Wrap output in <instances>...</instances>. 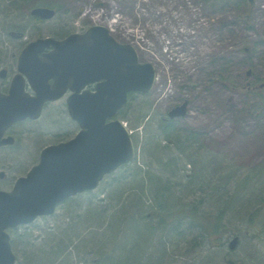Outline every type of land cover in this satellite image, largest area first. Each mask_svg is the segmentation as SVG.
Segmentation results:
<instances>
[{"label": "rangeland", "instance_id": "1", "mask_svg": "<svg viewBox=\"0 0 264 264\" xmlns=\"http://www.w3.org/2000/svg\"><path fill=\"white\" fill-rule=\"evenodd\" d=\"M50 3L55 4V17L35 22L30 9ZM112 20L117 23L114 29L109 26ZM95 24L108 27L116 40L130 43L140 61L152 63L156 70L151 90L136 93L126 105L132 121L125 122L132 131L137 162H141L144 141L151 136L164 144L158 122L183 100L188 101L187 113L174 123L182 131L195 132L198 143L189 152L202 168L210 164L212 170L225 173L234 169L231 181L235 184L264 160V88L259 90L263 100L246 90L264 82V0H0V59L10 63L14 54L39 36L62 37ZM144 114L149 116L140 124L137 119ZM78 129L64 98L48 103L40 118L15 125L14 145L0 147V171L5 172L0 188L10 189L18 176L38 162L43 147L72 138ZM170 155L178 156L179 166L186 163L173 146ZM191 171L187 163L181 173ZM113 174L102 180L98 197L105 194L102 190ZM263 180L264 174L260 181L238 187L235 201H230L236 210L224 218L228 231L221 234V244L212 246L204 236L191 242L190 236L180 242L181 247L169 245L161 264H264V202L259 198L264 191L254 186ZM202 194L195 192L191 197ZM70 205L60 204L54 214L9 230L17 260L29 238L40 241L63 226L72 211L77 212L78 207ZM257 206L258 213L248 218ZM235 235L239 242L231 250L227 243Z\"/></svg>", "mask_w": 264, "mask_h": 264}, {"label": "water", "instance_id": "2", "mask_svg": "<svg viewBox=\"0 0 264 264\" xmlns=\"http://www.w3.org/2000/svg\"><path fill=\"white\" fill-rule=\"evenodd\" d=\"M30 12L39 19L55 14L53 8L43 6ZM17 68L35 96L24 92L22 74L13 78L8 93L0 91V145L13 142L12 136L2 138L13 122L37 118L46 101L67 89L72 91L66 99L68 113L80 130L67 141L46 146L40 161L11 190H0V264H15L16 260L8 228L54 213L58 202L96 189L107 173L132 160L131 132L121 120L107 119L124 106L129 92L148 93L155 80L153 64L140 62L130 44L116 41L102 25L61 40L49 36L30 41L19 54ZM93 83L92 90L84 89ZM187 105L184 100L172 106L167 116H185ZM237 243L234 236L228 247L234 249Z\"/></svg>", "mask_w": 264, "mask_h": 264}, {"label": "trees", "instance_id": "3", "mask_svg": "<svg viewBox=\"0 0 264 264\" xmlns=\"http://www.w3.org/2000/svg\"><path fill=\"white\" fill-rule=\"evenodd\" d=\"M45 6L55 8L51 3ZM254 86L246 90L262 99ZM135 95L129 94V103ZM126 114L125 106L118 115L132 121ZM133 114L137 115L138 110ZM147 115L139 116L138 122L142 124ZM158 130L163 145L152 136L144 141L141 162L134 159L108 177L102 197L96 190L66 200L64 203H70L71 208L78 207L77 212L72 211L63 226L47 232L40 241L29 238L17 264H161L168 256L169 245L181 247L180 242H187L190 236L191 242L204 236L212 246L221 244V234L228 231L224 218L235 208L231 203L234 194L239 193V186L260 181L264 160L233 184L234 169L225 173L212 170L210 164L202 168L196 155L189 152L198 143L195 132L178 129L174 119L166 116L159 120ZM172 146L184 156L186 163L182 166L178 156L170 155ZM187 163L192 171L182 174ZM196 165L202 171H195ZM254 186L264 191V180L262 185ZM199 191L203 194L191 197ZM259 198L264 202V196ZM258 210L259 206L249 211L248 218ZM191 228L197 232H191Z\"/></svg>", "mask_w": 264, "mask_h": 264}, {"label": "flooded vegetation", "instance_id": "4", "mask_svg": "<svg viewBox=\"0 0 264 264\" xmlns=\"http://www.w3.org/2000/svg\"><path fill=\"white\" fill-rule=\"evenodd\" d=\"M13 36H17V37H20L22 36V33L21 32H13L11 33ZM17 34V35H16ZM65 37V36H63ZM61 37V38H63ZM25 46V45H24ZM23 46V47H24ZM23 47L19 50L21 52V50L23 49ZM20 52L18 53V55L20 54ZM18 55L16 56V54H14L11 59H10V63H8L7 61H5L4 59H0V91L2 93H8V90H9V86L13 80V78L15 77V75L17 74V59H18ZM3 73H1V71H3ZM25 91L29 92V93H33L28 84L25 82V87H24ZM26 120H30L29 118H26L24 120H20V121H17L15 123H13L12 125H10L8 128V130L6 131V134L5 135H14V132H13V127L15 125H17L18 123H21L23 121H26ZM5 177L1 178V179H4Z\"/></svg>", "mask_w": 264, "mask_h": 264}, {"label": "bare ground", "instance_id": "5", "mask_svg": "<svg viewBox=\"0 0 264 264\" xmlns=\"http://www.w3.org/2000/svg\"><path fill=\"white\" fill-rule=\"evenodd\" d=\"M109 26L111 27V29H114L117 26L116 20L110 21L109 22ZM128 34H130V35H136L135 32H131V31H128Z\"/></svg>", "mask_w": 264, "mask_h": 264}]
</instances>
